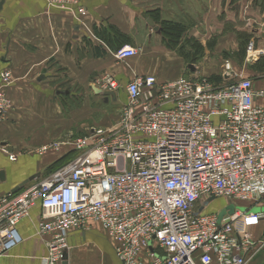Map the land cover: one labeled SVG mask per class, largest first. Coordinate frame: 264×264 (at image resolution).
Segmentation results:
<instances>
[{
	"label": "built area",
	"instance_id": "2783aa9c",
	"mask_svg": "<svg viewBox=\"0 0 264 264\" xmlns=\"http://www.w3.org/2000/svg\"><path fill=\"white\" fill-rule=\"evenodd\" d=\"M43 1L79 23L87 15L80 2L92 0ZM136 55L128 46L114 53L117 61ZM235 77L225 62L222 83L201 75L130 80L114 125L78 138L77 156L48 177L0 195V257L20 244L17 225L39 205L36 235L46 238L47 252L40 264H65L69 232L92 226L120 264H248L264 246L254 232L264 222V90L255 91L249 79L229 83ZM11 82L0 70V125ZM97 85L118 89L110 75ZM50 149L59 144L41 152ZM214 199L233 207L220 222L219 213H203Z\"/></svg>",
	"mask_w": 264,
	"mask_h": 264
},
{
	"label": "crops",
	"instance_id": "0c3cea01",
	"mask_svg": "<svg viewBox=\"0 0 264 264\" xmlns=\"http://www.w3.org/2000/svg\"><path fill=\"white\" fill-rule=\"evenodd\" d=\"M79 5L87 10L79 23L71 11L43 0H4L0 8V70L12 76L4 89L9 108L0 125V195L27 181L15 191L20 192L34 177L46 178L73 160L78 154L74 142L96 124L112 126L105 113L96 122L93 102L102 98L123 105L124 88L136 76H153L158 83L190 75L221 77L228 62L235 76L251 80L255 91L264 90V70L252 68L264 57V0H92ZM165 22L185 27L175 47L162 36ZM246 40L253 47H246L242 69L234 55ZM124 46L137 55L117 61L114 53ZM104 75L118 84L114 98L94 91ZM54 143L59 149L41 152ZM41 214L36 205L19 222L21 242L0 257V264H40L47 253L46 238L36 235ZM260 227L254 229L257 234ZM67 241L65 264H120L98 226L71 231Z\"/></svg>",
	"mask_w": 264,
	"mask_h": 264
},
{
	"label": "rangeland",
	"instance_id": "374dc122",
	"mask_svg": "<svg viewBox=\"0 0 264 264\" xmlns=\"http://www.w3.org/2000/svg\"><path fill=\"white\" fill-rule=\"evenodd\" d=\"M239 53L241 54V51H239ZM242 55H243V52H242ZM225 57H226V59H233L234 60L233 56L227 55V56H224V58ZM235 61L237 63V66H239L242 69H244L243 67H245V66H244V62H243L242 58L240 59V57L239 58L236 57ZM224 64L225 63H223V66H224ZM234 73H236V72H234ZM186 77H189V76H186ZM240 78L248 79V78H244V76L237 75L234 79L231 78L232 80H228V81H229V83H231V82H234L235 80H238ZM77 99H78L77 101L75 100L72 103V107H75V104L76 103L78 104L81 98H77ZM93 106L96 109V113H95L96 114V117H95L96 118V122L99 121V120H97L98 118L101 119L100 118L101 117L100 114L101 113L102 114L105 113V114L110 116V119H111V121L109 122V123H111L110 125H114L115 122L118 119L119 110L122 107V103L116 102V103L112 104L107 99L96 98L94 100V102H93ZM97 111H98V113H97ZM94 127H103V126H99L98 124H96ZM226 206H227V201H225L224 199H214L213 201H211L208 204V206L205 208L203 213L204 214H212V215L218 214L223 209H225ZM237 209L240 210V211H244L245 207L244 206H238ZM259 211H260L259 208L252 209V212H254V213H259ZM260 226L261 227L258 229V234L255 232V230H254V232L257 234V236L260 239H264V222ZM248 264H264V246L259 250L257 255Z\"/></svg>",
	"mask_w": 264,
	"mask_h": 264
},
{
	"label": "trees",
	"instance_id": "16d2710c",
	"mask_svg": "<svg viewBox=\"0 0 264 264\" xmlns=\"http://www.w3.org/2000/svg\"><path fill=\"white\" fill-rule=\"evenodd\" d=\"M185 27L182 24L179 23H171V22H165L161 28V33L162 36L165 40L166 45L169 48L175 47L176 45V40L180 38L181 33L184 31ZM248 41H244L243 43V47L240 48L241 54H235L234 57H240V59L244 58V54L242 55V52L245 53L246 47H247ZM196 49V47L194 48V50ZM198 50H195V52ZM185 56V55H184ZM192 63L193 61H195L194 59H192ZM258 62L256 64H254L252 66L253 69L256 70H264V57L261 56V58H259L257 60ZM208 79L210 81H213L215 83H222L223 80L220 76H210L208 77Z\"/></svg>",
	"mask_w": 264,
	"mask_h": 264
},
{
	"label": "water",
	"instance_id": "95a60500",
	"mask_svg": "<svg viewBox=\"0 0 264 264\" xmlns=\"http://www.w3.org/2000/svg\"><path fill=\"white\" fill-rule=\"evenodd\" d=\"M4 0H0V8L3 4ZM96 94H99L100 91L98 90H94ZM104 95L106 96H111L112 98H114V94L113 93H110V92H105ZM0 181H4V173L3 172H0ZM27 181L23 182L22 184H20V186L16 187L12 192H15L16 190L19 189V187L23 186L24 184H26ZM228 213V214H231L233 212V207L232 206H229L228 208H226L225 210H222L218 215H217V220L218 222L221 221L222 217L225 215V213Z\"/></svg>",
	"mask_w": 264,
	"mask_h": 264
}]
</instances>
